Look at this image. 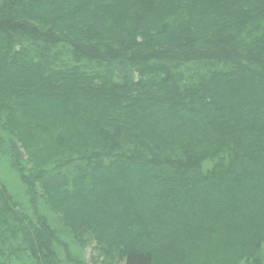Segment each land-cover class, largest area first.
Here are the masks:
<instances>
[{
    "label": "trees",
    "instance_id": "1",
    "mask_svg": "<svg viewBox=\"0 0 264 264\" xmlns=\"http://www.w3.org/2000/svg\"><path fill=\"white\" fill-rule=\"evenodd\" d=\"M0 127L102 264H264V0H0ZM57 243L0 182V264Z\"/></svg>",
    "mask_w": 264,
    "mask_h": 264
},
{
    "label": "rangeland",
    "instance_id": "2",
    "mask_svg": "<svg viewBox=\"0 0 264 264\" xmlns=\"http://www.w3.org/2000/svg\"><path fill=\"white\" fill-rule=\"evenodd\" d=\"M162 120H166L164 115ZM171 120V119H170ZM170 120H168L170 122ZM15 139L12 134L0 127V182L2 186L6 189L8 194L13 198L17 203L18 208L26 212L30 218L34 219V216H42L48 223V225L56 232L58 242H62L66 245L68 252L72 258L83 262L84 264H102V257L99 255L96 249V241L91 235L80 234L75 231V228L72 224L63 223L59 216L50 210L48 205L45 203L44 199L37 197L31 203V198L28 193L27 187L24 182L20 179L16 169L14 168V160L10 153L11 144H15ZM22 158L25 160V152L20 150ZM252 158L253 165H250V168H261L264 171V154L261 158ZM258 182H250L249 186H254V189L257 191L261 189L263 185ZM248 199V198H247ZM164 204V203H163ZM163 207V206H162ZM172 204L169 206L164 204L163 212L167 209H171ZM190 208V207H188ZM180 209V207H179ZM196 215H198L196 213ZM112 219L116 222L117 218L113 215ZM193 220H199V215L195 216ZM178 224L187 226L188 221L184 219H178ZM163 231V227H160ZM149 240V239H146ZM56 244L58 250V256L61 259L62 264H72L66 260V249ZM111 264H123L119 261L112 262Z\"/></svg>",
    "mask_w": 264,
    "mask_h": 264
}]
</instances>
